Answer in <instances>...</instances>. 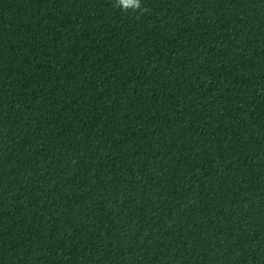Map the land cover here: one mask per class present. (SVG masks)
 <instances>
[{"label": "trees", "instance_id": "16d2710c", "mask_svg": "<svg viewBox=\"0 0 264 264\" xmlns=\"http://www.w3.org/2000/svg\"><path fill=\"white\" fill-rule=\"evenodd\" d=\"M0 0V264H264V0Z\"/></svg>", "mask_w": 264, "mask_h": 264}, {"label": "clouds", "instance_id": "9594fccd", "mask_svg": "<svg viewBox=\"0 0 264 264\" xmlns=\"http://www.w3.org/2000/svg\"><path fill=\"white\" fill-rule=\"evenodd\" d=\"M119 3L123 4L124 3V0H118ZM137 6H139V2L137 0Z\"/></svg>", "mask_w": 264, "mask_h": 264}]
</instances>
